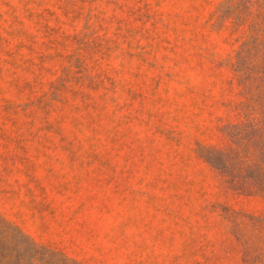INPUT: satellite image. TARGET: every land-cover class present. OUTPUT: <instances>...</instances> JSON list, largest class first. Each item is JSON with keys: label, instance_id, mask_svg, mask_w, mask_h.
<instances>
[{"label": "rangeland", "instance_id": "374dc122", "mask_svg": "<svg viewBox=\"0 0 264 264\" xmlns=\"http://www.w3.org/2000/svg\"><path fill=\"white\" fill-rule=\"evenodd\" d=\"M248 123L264 0H0V264H264Z\"/></svg>", "mask_w": 264, "mask_h": 264}, {"label": "trees", "instance_id": "16d2710c", "mask_svg": "<svg viewBox=\"0 0 264 264\" xmlns=\"http://www.w3.org/2000/svg\"><path fill=\"white\" fill-rule=\"evenodd\" d=\"M227 134L235 145L226 149H208L206 151L208 160L240 192L264 195V127H257L253 123L232 124L227 126ZM244 141H247L255 155L252 163L245 169L243 165L251 159L243 149ZM17 264H33L32 256L26 261L19 259Z\"/></svg>", "mask_w": 264, "mask_h": 264}]
</instances>
